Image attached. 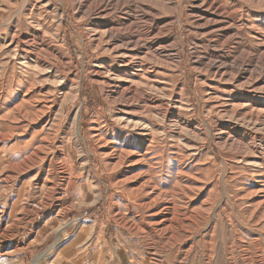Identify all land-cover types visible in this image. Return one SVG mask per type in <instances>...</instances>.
<instances>
[{"label": "rangeland", "instance_id": "obj_1", "mask_svg": "<svg viewBox=\"0 0 264 264\" xmlns=\"http://www.w3.org/2000/svg\"><path fill=\"white\" fill-rule=\"evenodd\" d=\"M96 1L0 0V264H264V0H137L141 50Z\"/></svg>", "mask_w": 264, "mask_h": 264}, {"label": "bare ground", "instance_id": "obj_2", "mask_svg": "<svg viewBox=\"0 0 264 264\" xmlns=\"http://www.w3.org/2000/svg\"><path fill=\"white\" fill-rule=\"evenodd\" d=\"M141 1V0H140ZM161 1V0H160ZM148 2V0H147ZM146 2V3H147ZM153 2V1H152ZM155 2V0H154ZM153 2V3H154ZM197 2H200L198 5V9H204L205 13H207L208 11H213L214 16L215 14L218 12V10H220L221 8H223V6H220V2L218 0H198ZM94 3V2H93ZM96 4L94 5L95 7L92 8V12H94V14H96L97 16H99V19L101 20H106V19H112V18H117L121 21H123V24L121 25V29L117 30V28H107L106 32L104 33V37L107 38L108 43H114V45H117V48L120 49H131V50H141L147 46L145 45V38H141L140 32L137 33V37L138 39H136L137 41H134L132 36H134L136 34V32H138L137 30L134 32L132 31V27L133 25L129 24L127 25V21L126 18L127 17H134V15L140 14V15H144V16H149L150 14V9L148 4H144V2H139L137 0H97L95 2ZM156 3V2H155ZM157 3H159V0L157 1ZM183 4H184V0H170L169 3H165V1H161L159 3L160 6H162L165 9L170 10L171 12L175 13V15L177 16L176 22H179L181 20V15H182V8H183ZM218 4V5H217ZM222 4V2H221ZM193 6V5H192ZM195 7V6H194ZM221 7V8H220ZM197 8V6H196ZM139 9V10H137ZM195 11V10H194ZM152 12V11H151ZM210 12V13H211ZM194 14V13H193ZM152 15V14H151ZM217 15V14H216ZM221 15V14H220ZM230 15V14H229ZM140 17V16H139ZM228 17V16H227ZM210 18V16H209ZM215 22V19H213ZM221 20V19H220ZM217 21V20H216ZM219 21V20H218ZM108 22V21H107ZM110 22V21H109ZM208 22V21H207ZM203 25V29L204 30H208L211 29L213 21L211 24H209V22ZM222 22V21H221ZM220 22V23H221ZM217 23V22H216ZM111 25V23H109ZM159 24V23H158ZM108 26V25H107ZM149 27V26H148ZM165 27V26H164ZM167 27V26H166ZM226 27V26H224ZM159 29V28H158ZM174 29V28H173ZM216 29V28H215ZM225 29V28H224ZM150 30V29H149ZM160 30V29H159ZM158 30V31H159ZM166 31V30H165ZM162 32V31H161ZM157 33V31H156ZM160 35V34H159ZM146 36V35H145ZM158 36V35H157ZM156 37V36H155ZM159 38V37H158ZM102 39V38H101ZM104 39V38H103ZM156 40V39H155ZM164 40V38H163ZM21 41V40H20ZM19 41V42H20ZM107 42V41H106ZM160 42V39H159ZM23 43V42H22ZM46 43V42H45ZM20 44V43H19ZM144 44V45H143ZM113 45V44H112ZM174 45L176 47H174ZM182 45V40H178L176 42V44H172L171 46H167L162 48L164 53L168 54L169 56H171L172 58H178V52L177 49L180 48V46ZM19 46V45H18ZM17 46V47H18ZM48 46V45H47ZM42 47V46H41ZM116 47V46H115ZM162 47V46H161ZM116 48V49H117ZM158 48V47H157ZM47 49V48H46ZM115 49V48H114ZM113 49V50H114ZM119 50V49H118ZM117 50V51H118ZM173 50L175 51V54H173ZM20 51V50H19ZM155 51V49H154ZM125 53V52H124ZM17 54V53H16ZM20 54V53H19ZM50 54V53H49ZM120 54V52H119ZM165 54V55H166ZM124 55V54H123ZM164 55V54H163ZM28 57V56H27ZM123 57V56H122ZM121 57V58H122ZM152 59V58H151ZM16 61V60H15ZM37 61V60H36ZM30 63V62H29ZM208 66V65H207ZM211 66V65H210ZM214 67V66H213ZM216 67V66H215ZM127 68V67H126ZM210 68V67H209ZM227 69V68H226ZM218 70V69H217ZM229 70V69H228ZM224 71V70H223ZM231 71V70H230ZM229 71V73H230ZM219 72V71H218ZM228 72V71H227ZM226 72V74H228ZM254 73V72H253ZM100 74V73H99ZM98 74V75H99ZM101 75V74H100ZM109 84V83H108ZM36 85V84H35ZM111 85V84H110ZM118 86V85H117ZM118 88L120 89L121 95L123 94V96H127L125 97L126 99L128 98V101L130 102L131 106L134 108V104H136V107L138 106L139 103L144 101V96L142 95V93L140 92L139 94H137L136 90L134 87L125 85V87H120L118 86ZM138 91V90H137ZM120 95V96H121ZM122 96V98H123ZM23 98H25V96H23ZM147 99V98H146ZM149 100V99H148ZM147 100V101H148ZM126 102V101H125ZM146 102V101H145ZM144 103V102H143ZM160 103V102H159ZM128 104V103H127ZM162 104V103H161ZM41 105V104H40ZM160 105V104H159ZM151 106V105H149ZM155 106V105H152ZM162 106V105H161ZM140 107V105H139ZM148 107V106H147ZM146 107V108H147ZM156 107V106H155ZM42 108V106H41ZM142 108V107H141ZM141 108L139 110H141ZM145 108V109H146ZM150 108V107H148ZM147 108V109H148ZM157 108H159L157 106ZM157 108H154L157 109ZM162 108V107H161ZM144 109V108H143ZM17 110V109H16ZM133 110V109H132ZM135 110V109H134ZM150 110V109H149ZM148 111V110H147ZM152 112V110H151ZM31 114V113H30ZM148 114V113H146ZM78 119V118H77ZM76 120V119H75ZM128 120V119H127ZM76 122V121H75ZM153 124V123H152ZM140 128V125H138ZM145 126V125H144ZM136 127V126H135ZM137 129V128H136ZM142 129V128H141ZM144 129V128H143ZM146 129V128H145ZM135 135V134H134ZM140 136V135H139ZM138 137V136H137ZM140 138V137H139ZM149 149V148H148ZM142 151H138V152H132L130 150H128L127 153H125V157L128 158L130 165L131 166H137L140 163H147L149 164V168L150 170H152L153 167L150 166V164L152 163L153 159H147V152L141 153ZM119 157V156H118ZM122 158V157H121ZM120 158V159H121ZM138 160H134L137 159ZM118 159V158H117ZM123 160V159H122ZM125 161V158H124ZM123 161V162H124ZM128 162V163H129ZM124 165V164H123ZM147 166V165H146ZM180 166V165H179ZM147 169V168H146ZM130 172V171H129ZM141 176V174H139ZM181 175V174H180ZM139 177V176H137ZM144 178V177H143ZM134 180V179H133ZM142 185V184H141ZM147 186V185H146ZM141 187V186H140ZM144 187V186H142ZM150 187V186H149ZM143 189V188H142ZM166 210V209H165ZM167 212V211H166ZM168 216V215H167ZM189 217V216H188ZM163 218V217H162ZM168 218V217H167ZM166 218V219H167ZM191 220V219H190ZM172 222V220H171ZM175 222V221H174ZM158 223V222H157ZM164 223V222H163Z\"/></svg>", "mask_w": 264, "mask_h": 264}, {"label": "crops", "instance_id": "obj_3", "mask_svg": "<svg viewBox=\"0 0 264 264\" xmlns=\"http://www.w3.org/2000/svg\"><path fill=\"white\" fill-rule=\"evenodd\" d=\"M51 220L48 219L47 221H45V223L43 225H40V227L35 228V234H34V238H31L29 240V242L27 243V247L28 246H32V245H36V246H44L46 247L47 244L49 243V238L52 237L54 230L53 229H48L50 227H48L47 223H50Z\"/></svg>", "mask_w": 264, "mask_h": 264}]
</instances>
